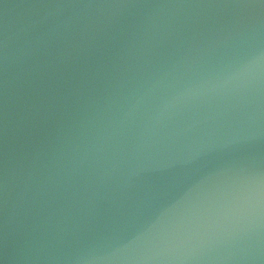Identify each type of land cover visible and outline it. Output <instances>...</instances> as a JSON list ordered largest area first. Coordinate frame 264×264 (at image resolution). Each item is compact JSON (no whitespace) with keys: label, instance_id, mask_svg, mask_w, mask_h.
<instances>
[{"label":"water","instance_id":"1","mask_svg":"<svg viewBox=\"0 0 264 264\" xmlns=\"http://www.w3.org/2000/svg\"><path fill=\"white\" fill-rule=\"evenodd\" d=\"M0 264H264V2L0 0Z\"/></svg>","mask_w":264,"mask_h":264},{"label":"snow or ice","instance_id":"2","mask_svg":"<svg viewBox=\"0 0 264 264\" xmlns=\"http://www.w3.org/2000/svg\"><path fill=\"white\" fill-rule=\"evenodd\" d=\"M261 2H264V0H261Z\"/></svg>","mask_w":264,"mask_h":264}]
</instances>
